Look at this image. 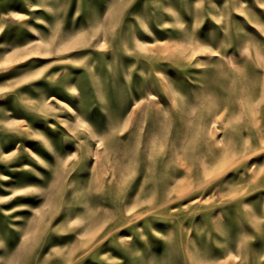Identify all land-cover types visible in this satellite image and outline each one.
Instances as JSON below:
<instances>
[{"label": "rangeland", "instance_id": "374dc122", "mask_svg": "<svg viewBox=\"0 0 264 264\" xmlns=\"http://www.w3.org/2000/svg\"><path fill=\"white\" fill-rule=\"evenodd\" d=\"M0 264H264V0H0Z\"/></svg>", "mask_w": 264, "mask_h": 264}]
</instances>
